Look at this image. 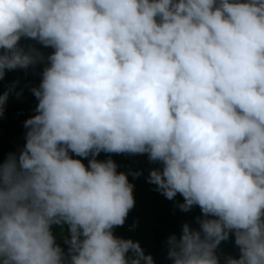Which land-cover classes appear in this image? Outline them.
Returning <instances> with one entry per match:
<instances>
[{"label":"clouds","instance_id":"1","mask_svg":"<svg viewBox=\"0 0 264 264\" xmlns=\"http://www.w3.org/2000/svg\"><path fill=\"white\" fill-rule=\"evenodd\" d=\"M22 37L54 51L26 144L0 163V264H154L113 234L134 186L101 151L147 153L163 165L148 182L199 206L172 264H219L230 233L225 264H264V0H0V79L37 62Z\"/></svg>","mask_w":264,"mask_h":264},{"label":"rangeland","instance_id":"2","mask_svg":"<svg viewBox=\"0 0 264 264\" xmlns=\"http://www.w3.org/2000/svg\"><path fill=\"white\" fill-rule=\"evenodd\" d=\"M19 46L26 51L32 50L37 57V62L33 64L36 70L35 78H28L29 82L21 85L20 89L15 88L13 94L16 97V104L20 106L17 108L22 109L24 115L29 119L38 114L36 112L38 100L31 89L40 85L41 71L48 66V61L47 64L46 62L44 64L38 58L42 51H45L46 55H50L54 49L44 47L37 40L31 38L19 42ZM29 67L31 68L32 65ZM26 70H29V68ZM9 112L11 114L3 117V119L12 122L13 117L17 115V110L12 109ZM3 133L0 132V163H3L10 153L19 154V150H22L26 144V133L18 134L14 129H4ZM69 155L73 159L81 160L86 168L89 167V160L92 159L91 154L88 157H81L69 151ZM95 159L98 161L112 159L117 165V172L125 173L129 183L134 186V207L129 211L123 226L114 227L113 234L116 237L139 242L144 253L153 257L154 264H172V261L168 258V238L172 235L179 238L185 223L193 229H199L197 217L202 216L199 206L194 205L191 210L182 211L179 205L184 202V198L179 193L170 200L157 190L155 184L148 182L151 170H162L163 165L159 161H150L147 153L116 154L101 151L95 156ZM136 173H140V175L137 176ZM51 231L55 239L61 242L65 243V240L70 238L67 224H54ZM216 255L219 258V264H225L226 258L229 256L236 259L240 257V250L235 244V237L232 233H230L229 239L221 241L216 249Z\"/></svg>","mask_w":264,"mask_h":264},{"label":"crops","instance_id":"3","mask_svg":"<svg viewBox=\"0 0 264 264\" xmlns=\"http://www.w3.org/2000/svg\"><path fill=\"white\" fill-rule=\"evenodd\" d=\"M26 40H28V38L25 39V37H22L19 42H24ZM23 44L25 45V43ZM48 56L49 54L46 55L45 51H42L38 59L39 61H43L44 64L45 62L47 64ZM42 72L43 71H41V73ZM35 75H36V70L34 68V65H32L31 68L29 67V70L20 69V68L10 71L6 70L5 76L3 77V79H0V95L4 94L5 92H8L7 102L3 105V114L0 115V132L3 133L4 129H14L18 134L27 132V129L24 127V124L25 121L28 119V117L24 115V111L22 109L17 108L20 106L16 104L15 101L16 97H14L13 94L15 93L14 91L15 88L20 89L21 85L28 83L30 78L33 77L35 78ZM26 79L28 80L26 81ZM12 109L17 110V115L13 117L12 122L8 121L7 119L5 120V118L3 119V117L9 116L11 114L9 111Z\"/></svg>","mask_w":264,"mask_h":264},{"label":"trees","instance_id":"4","mask_svg":"<svg viewBox=\"0 0 264 264\" xmlns=\"http://www.w3.org/2000/svg\"><path fill=\"white\" fill-rule=\"evenodd\" d=\"M55 241H56V244H58L63 249L64 254H65V260L68 261V259H69V256H68L69 246H68V244L61 242L57 239H55Z\"/></svg>","mask_w":264,"mask_h":264}]
</instances>
